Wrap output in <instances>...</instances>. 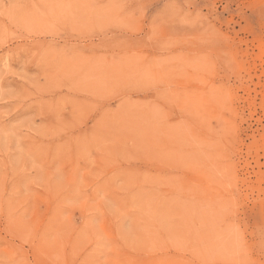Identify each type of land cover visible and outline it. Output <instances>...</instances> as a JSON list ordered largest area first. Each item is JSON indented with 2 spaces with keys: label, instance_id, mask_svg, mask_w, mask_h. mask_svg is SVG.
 <instances>
[{
  "label": "rangeland",
  "instance_id": "374dc122",
  "mask_svg": "<svg viewBox=\"0 0 264 264\" xmlns=\"http://www.w3.org/2000/svg\"><path fill=\"white\" fill-rule=\"evenodd\" d=\"M0 264H264V0H0Z\"/></svg>",
  "mask_w": 264,
  "mask_h": 264
}]
</instances>
